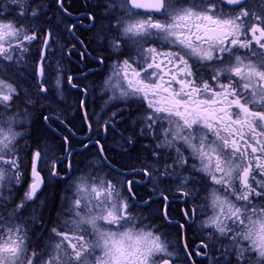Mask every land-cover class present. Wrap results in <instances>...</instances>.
<instances>
[{
	"label": "snow or ice",
	"instance_id": "obj_1",
	"mask_svg": "<svg viewBox=\"0 0 264 264\" xmlns=\"http://www.w3.org/2000/svg\"><path fill=\"white\" fill-rule=\"evenodd\" d=\"M52 4L58 17L50 15ZM99 6L105 9L100 19L109 22L95 39L116 59L100 85L77 83L91 69L68 75L67 84L85 97V110L86 97L99 87L134 105L136 115L125 137L127 129L118 128L123 117L117 120L123 109L107 119L94 113L97 139L89 135L82 149L95 145V159L88 171L68 177L72 194L61 195L62 211L53 218L45 216L49 202L42 193L73 170L71 141L63 137L59 152L46 143L33 147L18 125L28 121L29 107L51 103L53 87L63 98L64 52L70 57L77 48L60 44L59 25L79 43L82 63L106 58L92 55V41L80 38L77 23H65L63 16L72 14L64 0H0V64L16 69L0 74V264H176L180 252L193 264L195 256L209 264H264V0H105L93 8ZM96 20L90 11L78 23L88 21L91 31ZM29 65L34 94L18 79ZM21 97L23 110L13 111ZM84 118L91 121L86 111ZM43 119L65 123L52 112ZM88 128L93 131L91 123ZM101 128L105 136L119 131L126 144L148 138L149 161L131 171L152 184L167 226L186 236L205 214L194 254L187 242L180 249L179 241H167L154 223L134 226L137 181L111 164ZM93 166L109 172L94 175ZM166 182L169 189H161ZM172 186L186 206L178 220L169 212ZM153 202L151 196L140 201Z\"/></svg>",
	"mask_w": 264,
	"mask_h": 264
},
{
	"label": "rangeland",
	"instance_id": "obj_2",
	"mask_svg": "<svg viewBox=\"0 0 264 264\" xmlns=\"http://www.w3.org/2000/svg\"><path fill=\"white\" fill-rule=\"evenodd\" d=\"M104 12H105V9H104ZM55 14L54 12H52V9L50 11V15H53ZM59 15V14H58ZM58 15H56L58 17ZM64 19V17H63ZM105 22V21H104ZM104 22H102V24H104ZM109 21L107 20V23ZM65 23H67V21L65 20ZM65 25H59L58 29H57V39L59 40L60 44L61 45H64L65 42H67L68 38H70L69 36H61L59 37V35L63 32H65L63 29H64ZM97 29L99 30V32L101 31V24L99 25V27H97ZM97 34V33H96ZM96 35L93 36L91 38V41H92V48L93 50H95V53H98L99 55L100 54H105L103 52H101L103 49H105L106 51V48H100L97 40L95 39ZM71 41H73L71 39ZM36 47L38 46H35L33 48V51L36 49ZM53 48L54 50L57 49V45H53ZM57 59H60V52L57 50L56 51V56H55V59L53 60V67H55V60ZM116 59L115 55L111 54L110 53V63L108 64V66L113 62V60ZM63 67H64V60H63ZM65 69V68H64ZM66 70V69H65ZM16 71L15 69V66L13 65H8V64H0V74H3V75H6V76H12L14 74V72ZM108 71H109V68L107 67L106 70H105V75L102 76L100 78V81L96 80V84L95 85H100L104 79V77L108 74ZM28 72H30V65L29 66H26L25 69H24V75L23 76H18V79L20 80L21 82V85L23 88H26L30 91L35 92V89L33 87V80L31 79V77L28 75ZM208 75L209 77L211 76V72L208 71ZM66 82H67V77L65 76V73H64V79H63V85H62V91H63V98H60L57 94H56V90L55 88L53 87L52 91H51V94L48 96V100L51 102V103H48V106L50 107L51 111H53L52 113H54L55 115H59L60 118L65 122L63 125H66L64 126L63 128L69 130V128L67 127L68 125L66 124V122L73 126L77 131L80 129L81 131H85V121H80L79 119V115L76 116V113L80 112L78 110L77 107L80 106L79 102H76L75 103V99H72V96L69 92V89L67 88V85H66ZM50 83H52L54 85V78L52 80H50ZM97 91H94L93 94H92V101H94L96 98V96L98 95V99L96 100L97 102H101V106L99 108L98 111H94V113H104V119H107L108 116H110V111H108L109 109H111V106L110 105H113L114 103H118L121 102L122 100H118V99H110V97L112 96V92H104L102 93L100 91V88L99 87H96L95 88ZM118 95V93H117ZM21 100H23V97H21ZM22 102V101H18L16 105H14L13 107V111H16L17 108H19L20 110H23L24 107H20L21 105H19V103ZM123 102V101H122ZM40 105V104H38ZM37 106V105H36ZM114 109V108H113ZM29 111V110H28ZM31 113V116L28 118V121H25L23 124H20L18 125L19 127V130L21 131H25L27 132V134L29 133V128H30V125H31V119H32V115H35L36 113V109L34 108L33 111H29ZM47 114H49V112H47ZM136 115V112L133 113V115L129 116V121H127V123L129 124V128L130 130L128 131H132L131 129V118L134 117ZM20 120H24V118L21 116L19 117ZM54 120V119H52ZM97 120V116L96 115H93L92 114V111H91V121H92V127H93V130L96 129V123L95 121ZM56 121V120H54ZM70 122H72L70 124ZM103 123V120H101V124ZM120 124V123H119ZM61 127V125H59ZM80 126V127H79ZM82 126V128H81ZM63 128H59L58 126H55V130L56 131H59L61 132L63 130ZM49 133H51L53 135V138L49 139L53 144L55 143V140H56V136L59 137V134H57L58 132H50V130H48ZM73 130H71L70 132H72ZM77 131H74L75 133H77ZM73 133V132H72ZM40 135V134H38ZM56 135V136H55ZM76 135V134H75ZM39 138H41L39 136ZM136 139L138 140H135L134 144H133V147L135 148V144H136V148H139L141 149V153L145 154L146 157L145 158H141L140 159V162H137L136 164H127V167L130 168L129 170H131V168L133 167H136V168H139L140 167V164L141 163H146L149 161V157H150V152L149 151H146L145 150V145L149 143V140L148 138L146 137H137ZM83 141V140H82ZM35 142H37L35 140ZM39 142V141H38ZM51 142L49 141H43V142H40L41 144H48L49 146H52L55 148V150L57 152L60 151V149L54 144H52ZM118 143H120L118 140H117ZM30 143V141H29ZM143 144V145H140V144ZM21 144H23V140H21ZM32 146L35 147V143L33 144L31 142ZM79 144V143H78ZM76 145V146H71L72 149L74 148H78V147H82V144H79V145ZM93 147H96L94 145H90L87 152H85L83 149H78V151H74V155L72 157H70V159H72L73 161V170L71 172H68L67 174V177L65 178L64 181L62 182H59V183H56L54 182L50 187H47L45 190H44V193L42 194V197L45 198L44 195H46L47 191L49 190H55V188H57L56 190L59 191V195H58V198L60 201H59V204L57 206H53V199L54 196H49L48 199V202H49V207L44 209V213H45V216H48L49 213H51V216L53 218H55L56 214L58 211H62L61 209V195L62 194H67L69 196H71V191L68 190V184H69V179L68 177H72L74 174L75 175H79L82 171H88L89 168H88V163L89 161L91 160H94L95 157L92 155V152L91 150H93ZM122 147V146H120ZM81 151V157H75V155H78V153ZM128 158V157H127ZM129 159V158H128ZM128 162H132L131 160H129ZM134 165V166H133ZM64 171H67L66 169H64ZM92 171H93V174L94 175H104L105 173H108L109 170L107 168H105L102 172L95 166H93L92 168ZM129 179H135L137 181V183L134 185L135 189H136V193H137V196H138V199L136 201H133V204L134 206L132 207V213L133 215L137 216L138 219L135 221V224L134 226L139 229L141 227H143L144 225H147V224H152L154 223L155 225H158L159 226V229H160V233L159 234H163L164 237H166L167 241L169 242H176L174 239L172 240L171 239V235L169 233L166 232V229L165 227L161 224L160 225V222L157 221V220H154L153 221V218H155V214L156 215H159L158 213V209L154 208L155 205L151 204L150 207H145V206H142V205H139L138 202L142 201V200H147L149 198V196L152 197V199L156 200L157 199V196L158 194L157 193H153L152 192V184L151 183H148V178L147 177H144V176H141L139 174H136V175H133V173H130L129 175H126ZM109 178H112V176H109ZM140 181H143V183H141ZM169 184L166 182L164 183L163 185H161V189H169ZM48 191V192H49ZM166 194L168 196H171L172 194L175 196V198H179V199H182L181 196H177L176 195V190H175V187L172 186L171 187V190L170 191H167ZM203 196V193H201V197ZM193 201L191 199H189L188 201V204H187V208L188 209H191L193 207ZM196 204H199L200 203V199L198 198L196 201H195ZM162 205H163V202H162ZM162 205H160V209L162 208ZM178 208H183L185 209V204L184 203H179L177 204ZM67 207V205H65V208ZM151 210L150 211V214L149 216L145 215L143 212V210ZM206 214H211L210 211H208ZM205 218V214H199L197 217L194 218L193 222H192V226L188 228V230L190 232H193L194 233V237L196 239V243H199L200 242V234H199V229H198V224L200 222V220H203ZM163 220V218H162ZM102 223V222H101ZM127 227V226H126ZM123 230V229H122ZM153 231H155V227H153ZM183 238V237H182ZM182 238L181 240L179 241V248L180 249H183L184 245L182 243ZM186 241H184L185 243ZM190 245V243H189ZM189 248L191 250H193V254H194V251L196 249L195 248H192L189 246ZM201 264H209L208 260L207 259H203L201 256H195V264H198L200 263ZM176 264H193L192 260L188 259V257H186L183 252H180L179 253V258L176 260Z\"/></svg>",
	"mask_w": 264,
	"mask_h": 264
},
{
	"label": "flooded vegetation",
	"instance_id": "obj_3",
	"mask_svg": "<svg viewBox=\"0 0 264 264\" xmlns=\"http://www.w3.org/2000/svg\"><path fill=\"white\" fill-rule=\"evenodd\" d=\"M49 2H50V0L48 1V3ZM104 2H105V0H90L88 6L92 3L91 4V8H89V7L85 8V6H84L85 1H83L80 4L81 5L80 8H77L76 7V0H64V3L66 5L68 11L72 14V15H64L63 16L64 20H66L68 24L77 23L78 26H77L76 32L78 33V35L80 36L81 39H83L82 37H84L83 40L86 41V39H85V35L86 34L99 33V30L97 29V27H99V25L102 24V22H104V21H105L104 24H107V19H103V20L100 19V17H102L103 14H104V8L102 6L93 8V5H97V4L103 5ZM52 5L55 7V10L57 11L56 5L55 4H52ZM90 11H95V13L97 15L96 27L93 28L91 31H89V29H88V21H84V26L83 27H80L79 23H78L79 20H80V14L81 13H87V12H90ZM58 14L59 13L57 12V15ZM61 36H70V35L67 32H63V33H61L59 35V37H61ZM72 42L76 44L77 52H74L69 57L68 54H67V51L65 50V52H64V57H65L64 68L66 69L65 72H64L65 76L67 77L68 75H73V76L79 77L80 73H81V70L89 71V69H91V72L89 73L88 79L87 80H77V83L88 84V83L91 82L92 84L95 85L96 82L98 80L100 81V78L106 74L105 70L108 67V64L110 63V52L107 49H106V51H105V49H103L101 51V52L105 53V54H100V55H103L106 58V61H105L104 64H97L95 60H88V61H85V62L82 63L80 61L79 54H78L79 49H80V45L74 39H73ZM65 44H66V42H65ZM72 44H70L68 46H71ZM89 47H90V50L92 51V55L93 56L99 55L98 53H95V50H93L91 45ZM66 85H67V88L69 89V92H70V94L72 96V99H75V103L79 102V104H80V101L82 99H85V97L82 95V93H80L77 90H75V89L71 88L70 86H68L67 82H66ZM94 91H97V90L94 89L93 91H90L89 95L86 97L87 109L85 110L82 106H80V108L78 109L80 112L76 113V116L79 115L80 121H82V119H83V121H85V118H84L85 117V111L87 112L88 116H90V117H91V111H92L93 115H94V111H98L96 109L98 104H99V102L96 101L98 99V95L95 97L96 99L94 101H92V94H93ZM92 108H93V110H92ZM118 108L123 109V111L120 113V115L117 116V120L118 121L120 120V117L123 114L127 115V116L128 115L131 116L135 112L134 105L132 107H128V106L125 105L124 102H121L119 104L118 103H114V109L111 108L112 110H110V109L108 110V111H110L109 114L111 115V113L116 111ZM71 123L72 122H70V124ZM89 123L92 124V121H89V122L85 121V128H86L85 131H82L81 133H77V136L73 135V137H74V139L76 141H77V139L80 140V142H78L79 144L88 143L89 134L90 133L91 134H93V133L95 134L94 130L92 132H89V128H88V124ZM69 129H71V128H69ZM71 130H73V129H71ZM72 132H71V134H72ZM100 138H101L102 143H103L105 141L104 136H100ZM96 139H97V137L93 135L92 136V140H96ZM103 145H104V148L108 147L110 149H112V148L117 149V147H118V146H115L117 144H115V145L112 144L111 145L109 143H103ZM175 203H176V200L173 199V198H170L169 212L171 214L172 208L174 209L172 214H171V216L174 217L173 219H176V216L174 214L175 209H177V208H175Z\"/></svg>",
	"mask_w": 264,
	"mask_h": 264
},
{
	"label": "trees",
	"instance_id": "obj_4",
	"mask_svg": "<svg viewBox=\"0 0 264 264\" xmlns=\"http://www.w3.org/2000/svg\"><path fill=\"white\" fill-rule=\"evenodd\" d=\"M48 1L49 0H42V2H44V3H48ZM83 1H85V0H76V7L77 8H80V6H81L80 4ZM51 9H52V12L55 13L53 15L56 16L57 15V11L55 10V7L53 5H52ZM95 35H96V33H95ZM82 38L84 39V37H82ZM36 46L39 47V45H36ZM38 47H36V48H38ZM19 105H21L20 107H24V104L22 102H20ZM134 108H135V106H134ZM35 109H36V113H35V115H32V119H31L32 121H31V125H30V128H29V133H28V137H29L30 143L32 142L33 144L34 143L36 144V142H35L36 135L35 134L37 132H38V134H40L39 136L41 137V138L38 139L39 142H43V141H49V142H51L49 139L53 138V135L51 133H49L48 130H50V132H52V133L53 132H58L57 134H59V137H57L55 135L56 136V140H55V143L56 144L55 143L54 144L59 149H61V146L63 145V140H62L63 137L68 136L69 139H70V141L71 142L73 141V139L71 137V133H69V131L67 129H63L61 132L54 130L55 129V126H57V124H58L57 121L50 120L47 123H45V121L43 119V116L44 115H47V112H49V113L50 112H53V111H51V109L48 106V104H45V106L43 108H41V106L37 104V106L35 107ZM28 110L29 111L30 110L33 111L34 108L29 107ZM128 119H129V117L126 118L125 121H124V128L127 127V129L129 128V124L126 121ZM66 124L68 125L67 126L68 128L73 129V132L74 131H77L73 126L69 125L67 122H66ZM81 128H82V126H81ZM120 130H123V129L120 128ZM123 134H124L125 137H128L131 133L129 131H127V132L124 131ZM117 140L120 142V143L117 142L118 143L117 145L122 146V150L124 152H119V153L116 154V152L113 149L111 150L108 147H105V151H106L107 157H108L109 161L111 162V164L113 166H115L116 168H119L121 171H124V170L127 171V170L130 169V168L127 167V164H131V165L134 164V163L136 164L137 162H140V159L141 158H145L146 157L145 154L140 153V151L137 152L135 150V148L137 147L136 144H135V148L132 147L131 149L130 148L127 149V147L129 146L128 144L124 143V141L122 139H119V137H117ZM134 150H135V152H134ZM91 152H92V155L95 157L96 156V153H97V148L96 147H93V150H91ZM81 154L82 153L79 152L78 155H75V157H78V156L81 157ZM129 160H131L132 162H128ZM54 195H55L54 192H52V190H50L44 196H45V198H49V196H52L53 197ZM153 205H155L154 208L160 210L159 207H160V205H162V201H159L158 200V201H156V203H153ZM143 211H144L143 213L145 215L149 216L151 210L146 209V210H143ZM174 214H175L177 220L178 219H181L182 215L180 214L179 209H175ZM155 220L159 221L160 222V225L162 224L165 227L166 232L171 235V239L172 240L173 239L175 241H180L181 240V234H182L181 231L178 230V229H176V228H174V227L167 226L164 223V221L162 220V216L160 214L159 215H156L155 214ZM193 237L194 236H192V232H190L188 230V228H187V233H186V236H185V241L189 242V240L192 239ZM198 264H201V262L198 263Z\"/></svg>",
	"mask_w": 264,
	"mask_h": 264
},
{
	"label": "bare ground",
	"instance_id": "obj_5",
	"mask_svg": "<svg viewBox=\"0 0 264 264\" xmlns=\"http://www.w3.org/2000/svg\"><path fill=\"white\" fill-rule=\"evenodd\" d=\"M92 4V3H91ZM91 4L88 6L89 8H91ZM93 36H95V34H86L85 35V38H86V41H89V40H91V38L93 37ZM91 46H92V43H91ZM81 106V105H80ZM80 106L79 107H77L78 109L80 108ZM100 106H101V104L99 103L98 104V106H97V110H99V108H100ZM92 110H93V108H92ZM118 128L120 129H123V130H125V129H127V127H125L124 128V122L121 124V125H119L118 126ZM128 130H130V129H128ZM127 130V131H128ZM126 130H125V132H127ZM130 132V131H129ZM131 133V132H130ZM36 135V137H35V140L36 141H38V139H39V135H38V132L35 134ZM100 136H104V138H105V141H104V143H109V144H113V145H115V144H118L117 143V137H121L120 136V134H119V131H117V132H113V131H110L109 130V132H108V134L105 136L104 135V133H103V129L101 128L100 129ZM136 140H138V139H136ZM134 144V143H133ZM140 145H142V143L140 144ZM110 149V148H109ZM115 152H116V154L117 153H119V151L117 152V150H115L114 148H112ZM111 149V150H112ZM138 149V150H137ZM135 148V150L137 151V152H139L140 151V153H141V149H139V148ZM135 150H134V152H135ZM57 188H55V190H52V192H54V194L56 195H54V197H55V200L53 199V205L54 206H57L58 204H59V199H57L58 198V195L60 194L59 193V191L58 190H56ZM49 191V190H48ZM47 191V192H48Z\"/></svg>",
	"mask_w": 264,
	"mask_h": 264
}]
</instances>
